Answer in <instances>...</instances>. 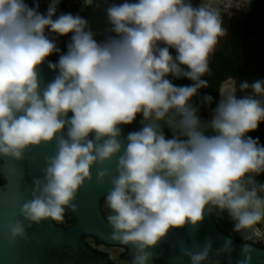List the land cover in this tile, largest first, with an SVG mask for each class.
Masks as SVG:
<instances>
[{
  "label": "clouds",
  "instance_id": "clouds-1",
  "mask_svg": "<svg viewBox=\"0 0 264 264\" xmlns=\"http://www.w3.org/2000/svg\"><path fill=\"white\" fill-rule=\"evenodd\" d=\"M58 2L48 0L41 13L37 0H0V157L20 160L32 146L56 142L19 214L62 221L92 167L118 156L106 220L112 238L135 250L130 264H150V249L170 229L195 226L213 208L228 213L234 231L264 238V183L253 179L264 172V145L248 135L264 122L257 98L264 79L241 81L248 95H237L234 83L218 88L207 119L192 103L208 86L209 56L224 32L213 0L110 3L103 40L83 16L58 12ZM51 34L69 37L66 51ZM53 53L48 67L56 74L42 88L38 68ZM138 115L142 126L122 141L120 126ZM8 227L13 238L24 235L22 221ZM209 248L186 252L191 264H202ZM250 252L242 244L237 264H251Z\"/></svg>",
  "mask_w": 264,
  "mask_h": 264
},
{
  "label": "water",
  "instance_id": "water-1",
  "mask_svg": "<svg viewBox=\"0 0 264 264\" xmlns=\"http://www.w3.org/2000/svg\"><path fill=\"white\" fill-rule=\"evenodd\" d=\"M26 2L32 4V0ZM37 2L39 11L43 13V1ZM91 10V16L97 15V10ZM48 61L55 62L49 56L38 68L42 88L56 74L48 67ZM227 83L230 82H224L222 86ZM140 120L143 121L142 116ZM162 126L169 130L166 125ZM120 127L123 141L129 131L125 125ZM62 134H66V130ZM55 150L56 142L53 140L32 146L20 160L0 157V173L4 180L0 184V264H108V259L91 249L83 236L89 235L98 241L120 244L112 238V229L99 205V198L111 190V181L118 174V156L92 167L91 178L85 180L71 202L76 206L75 210L71 207L65 209L64 219L70 222L67 227L51 219L40 223L29 222L19 214L22 202L29 198L32 192L33 178L42 177L47 157L53 155ZM101 169L107 170L103 179L97 176V171ZM18 220L23 223L24 235L13 238L8 226ZM258 227L264 229V222ZM234 232L242 239L254 237L250 230ZM229 241L231 250L226 247ZM205 244L210 245L209 256L202 264H237V260L242 258L241 246L244 242L221 230L210 211L206 210L197 225L187 224L170 229L150 249L153 253L150 264H191L186 252L199 251ZM127 247L131 260L135 250ZM250 255L251 264H264L263 247L251 245Z\"/></svg>",
  "mask_w": 264,
  "mask_h": 264
},
{
  "label": "rangeland",
  "instance_id": "rangeland-1",
  "mask_svg": "<svg viewBox=\"0 0 264 264\" xmlns=\"http://www.w3.org/2000/svg\"><path fill=\"white\" fill-rule=\"evenodd\" d=\"M262 1L213 0V6L219 10L224 32L218 38L212 54H220V56L235 63L234 68L229 70V75L219 83L218 88L224 82L234 83L238 88L237 78L233 75L237 70L242 71L243 69L251 74L261 72L264 77V64L259 59V46L264 43V4ZM249 20L252 28L247 32H242L243 23ZM245 80L249 83L252 82L248 78ZM248 94H253L251 89L241 90L240 93H237V95ZM218 98L217 92L216 100ZM210 116L211 112L204 118ZM253 241H259V239L254 238ZM262 242L264 243V239Z\"/></svg>",
  "mask_w": 264,
  "mask_h": 264
},
{
  "label": "flooded vegetation",
  "instance_id": "flooded-vegetation-1",
  "mask_svg": "<svg viewBox=\"0 0 264 264\" xmlns=\"http://www.w3.org/2000/svg\"><path fill=\"white\" fill-rule=\"evenodd\" d=\"M42 1L44 3V8L46 9L48 0H42ZM113 2H120V0H94V3L88 6H86L83 3V0H59L57 11L58 12L69 11V12H72L73 14H79L83 16L89 22V26L94 32L96 38L98 40H103L106 35L110 34L108 32L110 25L107 22L104 9L108 6V4L113 3ZM192 2L195 5V4H199L201 0H192ZM97 5L99 6L97 7ZM92 8L97 10L96 11L97 15L91 16ZM51 38L56 40L57 45L60 48L61 52L66 51V45L69 41V37L67 36L56 37L54 34H51ZM58 55L59 53H53L52 55H50V57L56 61L58 59ZM125 126L128 131H132V130H136L140 128L142 126L140 116L138 115L137 120L134 121L132 124L125 125ZM164 130L167 135H171L170 130H168L167 128H164ZM3 182L4 180L0 173V184H2ZM105 195L106 193L103 194L99 198V205H100V209H101L103 216L106 218L110 210L106 207V204L104 201ZM210 214L212 218L215 217V221L217 222L221 230H223L229 236L235 239H238L244 243L251 244V245H255L253 244L255 242H260L264 244L262 242L263 239H260V238H258L259 241H253L254 238L242 239L238 235H236V233L233 230L232 220L226 211H220L219 209L213 208L210 211ZM222 216L224 217L222 218ZM60 223L63 226L67 227L70 222L67 221L66 219H63L62 221H60ZM231 224H232V227H231ZM83 238L85 239L87 245L91 249H93L94 251H96L97 253L101 254L102 256L108 259V264H130V258L128 256L129 249L127 246L121 245V244H110V243L98 241L95 237L89 236V235H85L83 236ZM256 246H259V245H256Z\"/></svg>",
  "mask_w": 264,
  "mask_h": 264
},
{
  "label": "trees",
  "instance_id": "trees-1",
  "mask_svg": "<svg viewBox=\"0 0 264 264\" xmlns=\"http://www.w3.org/2000/svg\"><path fill=\"white\" fill-rule=\"evenodd\" d=\"M262 4H264V0L262 1ZM251 23L250 20L247 22L243 23L242 26V32H247L249 29H251ZM174 51V50H173ZM259 51H260V61L261 63L264 64V43H262L259 46ZM235 63L234 61L227 60L224 57L220 56V54L214 55L210 54L209 56V68L210 71L209 73L204 77L208 81V86L202 88L199 90L198 95L194 96L192 99V103L196 106L199 107V114L202 118L206 117L207 115L210 114L211 109L213 105L216 102V96L218 92V85L221 81H223L228 75H229V70L231 68H234ZM239 72V73H238ZM235 78H237L238 84L248 78L249 80L253 81L255 79H264L263 75L261 72L251 74L250 72H247L246 70L238 71L233 74ZM171 78V77H170ZM172 82L177 85H183V84H189L191 81H189L186 78H181V79H175L171 78ZM239 87L237 88V93H240ZM205 94H209L212 96V102L211 104H207L203 101V96ZM258 99L261 100L262 103H264V96H258ZM248 135L254 137V138H259L258 142L261 145H264V122H261L259 124V127L250 133ZM253 179L256 181L257 184L264 183V172H261L259 174H253ZM224 216H222L223 218ZM215 220V217H213ZM232 227V224H231ZM252 243V242H251ZM255 245H259L264 248V244L260 242H255L253 243Z\"/></svg>",
  "mask_w": 264,
  "mask_h": 264
},
{
  "label": "bare ground",
  "instance_id": "bare-ground-1",
  "mask_svg": "<svg viewBox=\"0 0 264 264\" xmlns=\"http://www.w3.org/2000/svg\"><path fill=\"white\" fill-rule=\"evenodd\" d=\"M253 238H256V237H253Z\"/></svg>",
  "mask_w": 264,
  "mask_h": 264
}]
</instances>
